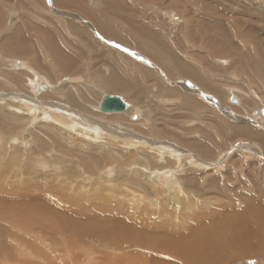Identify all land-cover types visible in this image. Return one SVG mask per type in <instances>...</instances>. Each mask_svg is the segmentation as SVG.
<instances>
[{"label": "rangeland", "instance_id": "obj_1", "mask_svg": "<svg viewBox=\"0 0 264 264\" xmlns=\"http://www.w3.org/2000/svg\"><path fill=\"white\" fill-rule=\"evenodd\" d=\"M123 1L129 2L130 10L128 9L127 15L136 17L135 23L140 26L137 28L153 31L156 36L162 37L166 41L174 38L175 41H169L172 43L180 44L183 40L180 44L183 48L179 47L176 51L164 49L162 56H154L148 48L142 52L111 40L101 39L96 33L95 24L79 13L68 14L66 11L58 9L54 1L53 4L51 0L24 2L27 6L17 10L14 6L17 1L0 0V12L3 17L8 14L11 17L10 21L16 19L20 23L27 24L28 20L42 31L52 32L58 36L61 32L66 33L68 30L66 31L67 28L58 25L54 19L75 23L89 31L93 39L103 41L107 48L113 49V54H120L128 63L133 61L142 64L143 71L148 73V77L146 73L144 74L146 81H143L137 78L129 67H125L123 70L124 62L122 60L117 61V68L122 71L120 75L122 77L129 76L131 82L129 86L137 85V88L132 91L143 95L142 101L145 106H148V111L144 106L135 104L132 99L123 94H113L104 90L97 92L92 105L88 107L93 114L94 118L92 119L97 120L95 126L100 130L116 128L115 123L119 122V120H113L118 118L117 116L99 111L103 96H120L131 107L130 110H133L132 115L139 116L138 120L134 119L132 115L129 118L125 117V122L128 124L124 128L128 132L124 133L122 128L118 130V133L116 131L117 135L129 134L136 145H124L126 144L123 142L126 141L124 138V140L115 139L114 145H112L106 143L103 139L104 136L95 139L93 130L96 128H90L88 131H81L80 127L64 129L49 118H41L40 111L43 112V109L40 105L24 111L23 106L27 104V98L38 100L34 93H42L39 90V85H45V92H52L55 85L48 81L44 73H40L32 67L30 59L21 57L11 59L6 56L3 48H0V87L2 88L0 90V114L2 118L8 116L10 118L8 122L13 121L19 125L16 129H12V127L9 129L0 128V184L2 186L0 191L8 185L16 187L13 184L14 180L10 179L12 176L7 174L3 164L20 173L23 182H25L26 175H35L36 186L48 189L55 205L62 202L60 198L58 201L55 200L54 196L57 195V192H69L66 207H72L69 213L63 217H60V213L55 212L58 219L55 221L57 224L55 223L54 227L59 229L61 226L70 235L58 234L56 230L48 235L38 233L41 244L35 240L36 235H33L32 243L37 246V249L39 247L38 250H41L42 254L30 248L29 252L32 255H43L42 257H44H40L42 259L40 262L36 260V264H78L81 258H87L89 262L87 264L91 263L90 259L100 260L101 264H105L102 258L105 252L110 250L103 246L102 238L107 236L122 239L117 241V248H126L122 249L123 253L121 254L125 264H128L132 258H135L134 264H142V260H147V264H167L160 262V248H165L167 243L179 239H182L183 246H189L191 237H181L186 234L197 235L198 228L192 221L199 224L203 220L200 215L202 211L203 213L212 211L213 216L216 217L219 212H227V210L221 209L222 204L246 208L245 204L236 199L237 194L248 198L247 202L250 205L253 202L250 198L252 196L256 198L257 204L254 206L258 209L247 211L250 212V216L254 217L253 224L257 234L264 236V138L261 143L249 139L245 134H243L244 136L226 138L227 133L224 129L252 127L264 133V79H261L260 65L256 62L257 53L252 49L251 40L237 44L221 39V47L218 51H213L214 47L210 40L205 39L203 42L194 43L186 37L188 36L187 31L183 34V31L186 30L185 24L188 23L198 24L200 29L204 25L217 26L218 24L219 27H223L226 24L225 19H234L236 24H241L240 27L245 30L246 35L254 33L259 38L260 41L253 42V44L264 55V0H213V2L205 0L202 4L211 5L210 8L207 6L209 10H203L201 7L200 13L196 14L190 12L196 3L193 0H165L162 7L165 5V10L168 11L160 9L158 4L153 7L144 5L141 0L142 6L136 0ZM178 9L182 10L178 12ZM185 10L189 12L186 19L178 14ZM115 19L116 16L107 17V20L114 21ZM48 24L57 25L59 30L49 27ZM113 25L115 30L125 31L128 29L127 24L120 26L118 23H113ZM149 25L151 28H147ZM185 34L186 42L183 38ZM32 42L36 51H41V61L49 65V59L41 49L39 42L37 40H32ZM62 50L67 52V47H62ZM173 61L186 65L187 71L182 73L176 70ZM206 62L211 63L205 64ZM88 68L92 69L90 62L84 60L80 74L64 76L61 83L70 80L77 83L81 79H86L89 74ZM191 69L221 92L217 93L205 87L198 79L191 76ZM255 73H257L255 75L257 83H253L252 79H249ZM19 76H23L22 83L26 89H21L19 83L15 82L14 78ZM60 78L62 77L60 76ZM92 79L96 80L97 78L93 76ZM85 83V86H89L91 79L85 80ZM151 89H154L155 92L159 89L164 95L161 94L159 98H155L152 96ZM165 93L174 94L176 97L170 98L165 96ZM186 97L195 100L196 107L189 100H184ZM235 98L239 100L238 105L231 104V99ZM250 101L251 105H249ZM36 109L40 111L35 112ZM14 117L18 119L19 124L17 119L14 120ZM29 117L32 119L29 121L25 119ZM46 123L55 125L60 130L64 129L70 135L64 138H61V135L58 137L50 135L49 137L55 144L47 138L42 140L45 147L49 142L48 145H52V147L47 146L43 153L46 154L53 148V158L47 157L44 165L36 171L32 159L40 149L32 135L38 136L43 132L46 133L44 131L48 129ZM60 123L63 121L61 120ZM23 126L24 128L21 130ZM160 132L163 133L162 137L159 136ZM148 139L154 142V147L149 146ZM224 139L226 143L223 149L215 152L207 150L206 143L208 141L221 142ZM96 145L113 146L112 157L116 162L104 165L105 156L101 152L102 148L95 147ZM190 145H193L194 148ZM174 146L181 148L182 152H176ZM125 147L128 150L133 148L136 151V154L140 156L138 157L139 162L126 165L120 163L119 157L123 154L122 149ZM15 148L23 150L21 157L14 155ZM159 149L164 152L163 158H159ZM199 150L206 152L211 160L203 158V155L198 152ZM210 153L213 155L211 156ZM47 154L49 155V153ZM175 161L185 163L175 170L177 168H173ZM150 163L163 168L164 175L159 178L161 180L160 198H154L150 183L146 184V181L154 179L152 177L154 171H151ZM201 163L209 165L203 167L200 165ZM78 164H82V167H79ZM166 165L169 167L164 168ZM58 167L63 168L62 173L59 169L57 172H53ZM28 170L31 172L29 173ZM169 170L172 178L177 181V187L180 186V194L186 195V197H181L170 191H175V187L170 185L173 183L172 178L168 180V185L164 183L165 178L169 179L167 175ZM37 172L41 173L40 178ZM90 172L93 173V176L97 175L98 179L92 178ZM117 173L120 174L121 180L125 181L122 184L123 187L112 182V179H117ZM195 173L199 175L195 176ZM194 177L200 179L193 181ZM87 179L90 180L87 181ZM109 188L115 194L105 193ZM141 188L145 191H141ZM31 194L33 195L34 192ZM203 199L207 200L202 201ZM13 204L18 206L16 205L17 201ZM29 204H33L32 201ZM39 205L45 212L47 206L42 203ZM166 207L170 211V220L163 216L169 214L164 212ZM25 208L22 212L25 211ZM32 208H36V206ZM0 209H5V207L0 206ZM172 211L175 212V218L171 216ZM105 212L110 218H113L114 222L115 217L130 219L131 224L137 227L134 231L138 236L121 235L116 228L117 224L104 223L102 220L105 217ZM181 213L187 220L178 219ZM233 218L235 217L230 220ZM52 221L54 222V220ZM121 222L123 221L121 220ZM182 222L183 224H178ZM192 230L194 232L191 233ZM108 232H114L116 235H107ZM156 233L164 235L155 238ZM25 235H23L25 239H31ZM173 237L176 238L170 239ZM205 237L206 235L201 236V245ZM25 248L28 249V247ZM244 248L245 246L239 243L237 246L223 249L219 255L221 258L230 259L227 264H264L263 256L248 257L241 253ZM261 249H264V245H261ZM234 252L238 253L237 257H233L232 253ZM34 260L35 258L32 261ZM208 261L218 262L212 259ZM24 262V264L28 263ZM174 264L190 263L178 260Z\"/></svg>", "mask_w": 264, "mask_h": 264}, {"label": "bare ground", "instance_id": "obj_2", "mask_svg": "<svg viewBox=\"0 0 264 264\" xmlns=\"http://www.w3.org/2000/svg\"><path fill=\"white\" fill-rule=\"evenodd\" d=\"M15 1H17V3L14 6L18 10L27 6L24 2L31 3L33 0H15ZM41 1L45 2L47 0H41ZM53 1L58 9L64 10L68 14L72 12L79 13L86 19L90 20L93 24H95L96 33L99 35V37L106 41L111 40L113 42L119 43L120 45L127 46L132 49L134 48L141 50L142 52L146 51L148 48L150 53L154 56H162L164 54L163 53L164 49H170V51H176L179 47L183 48L180 45L181 42H183V40L181 42L178 40L180 44L172 43L173 41H175L173 40L174 38H172L173 41L169 39V41H172L169 42L163 39L162 37L156 36V34L153 31H150L146 28L139 29L140 26H137V23H135L136 17L132 15H127L129 13L128 9L130 10V4L128 1L125 2L123 0H80V1L51 0L52 4ZM136 1L138 2V0ZM193 1H195L196 3L190 12L195 14L200 13L201 7L203 8V10H209L208 7L210 8L211 6V5L208 6L207 3L202 4L205 0H193ZM163 3H165V0L156 1V4L159 5L160 9H162L163 11H168L165 10V5H163L162 7ZM181 10L182 9H178V12ZM11 13L17 15L14 12ZM178 14L182 18L186 19L189 12L185 10L182 13H178ZM108 16L111 17L116 16V19L114 21L107 20ZM9 18L11 17H9L8 14L3 17L2 13L0 12V37L2 38L0 40V48H3L6 56L10 57L11 59L15 57L30 59L32 63V67L35 68V70H37L38 72L44 73L48 81L55 85V88L52 92H47V91L45 92V85H39V90L42 93H38V92L34 93V95H36L35 97H37L38 100L36 101L27 98V104L23 106L24 111L34 109L35 107L40 105L42 106L43 112H41L39 109H36L35 112L39 110L41 114V118L43 119L49 118V120L54 121L58 126L60 125L61 128L77 129L80 127L79 130L81 131L82 130L88 131L90 128L92 129L96 128V130H93V132L95 133L94 134L95 139L96 137H99L98 139H100L103 138L104 136L103 139H105L106 143H111L112 145H114L115 139H121V140L125 139L126 141L123 142L126 144L124 145L127 146L136 145L134 139L131 138L129 134L117 135L118 130L121 128L124 129V133L128 132V130L124 128L128 124L125 122V117L129 118V116L133 114V110H130L131 107L128 104L127 105L129 106V108L126 111L107 113L101 110V103H100L99 111L101 113L104 114L107 113V115L112 114V116L114 115L118 117L113 120L115 121L119 120V122L115 123L116 128H110V129L105 128L103 130L98 129L95 126L97 124L96 122L97 120L92 119L94 117H92L93 114L92 112H90L88 107L92 105L93 100L96 98L97 92L99 90H104L106 92L113 94H123L126 97L132 99L135 104H140L144 106L145 110L148 111V106L147 105L145 106L143 104L144 102L142 101L143 95L140 94L139 92L135 93L134 91H132L133 89L137 88V85L132 84L131 86H129L131 84V82L129 81L130 80L129 76L122 77L120 75L122 71L119 68H117V61L122 60L124 62L122 67L123 70L125 67H129V69L134 72L137 78L146 81V76L148 77V73L143 71V65L133 61L128 63V61L125 58H123V56H121L120 54H113V49L107 48L104 45L103 41H98L93 39L89 31L81 28L75 23L64 21L61 19H54V21L58 23V25L67 28L65 29L66 31L68 30L66 33L61 32L58 36L57 34L52 32L42 31L41 29L37 28L36 25H33V23H31L28 20L26 21L27 24H23L17 21L16 19L14 21H10ZM224 22H226V24L223 27H219L218 24L217 26L214 25L209 26V25H204V23H201L204 25V27L201 26L200 29H199L200 25L198 24L197 25H193L191 23L185 24L186 30L183 31V34L184 32L186 33L187 31L188 36H186L185 34L183 35V38H185L184 36H186L190 38L191 41L194 43L203 42L205 39L210 40L211 44L214 47L213 51H218V49L221 47V39L227 40L228 43L235 42L237 44H241L243 42H247L248 40H251L252 49L257 53L256 62L257 64L260 65L259 71L262 72L261 79H264V55H262L261 54L262 52L258 51L253 44V42H259L260 41L259 38L255 36L254 33H248V35H246L244 33L245 30L240 27L241 24H236L234 19L231 20L225 19ZM113 23H118L120 24V26H124L127 24L128 29L125 31L115 30ZM48 25L49 27H52L55 30H59V27L57 25L54 26L50 24ZM147 28H151V26L149 25L147 26ZM32 33H36V34H32ZM197 36L198 38H196ZM32 40H37L39 42V45L42 47L41 49L44 51L45 55L49 59V63H50L49 65H46L47 63L44 64V61H41L42 58L41 51L40 50L36 51V48L33 47ZM186 41L187 40L185 38V42ZM62 47H67V52H64L62 50ZM84 60L89 61L90 66L92 67V69L88 68L87 71L89 72V74L88 76H86V79H81V81L77 83H73L74 80H70L66 83L62 82L63 83L62 84L61 81L64 78V76H75L80 74L81 67L84 65ZM211 62H206L205 64H209ZM173 66L176 70L182 73L186 72L188 69L186 65L180 64L177 61H173ZM145 73L146 76L144 75ZM190 73L192 77L198 79L205 87H208L209 89L217 93L221 92L216 86L211 85L208 81L201 78L195 70L191 69ZM256 74L257 73L249 77V79H252L253 83H257L255 78ZM60 76L62 78H60ZM93 76L96 77L97 79L93 80L92 79ZM87 79H91V83L89 86H85L86 84L85 80ZM14 80L16 83H19V87L21 89H26V86L22 83L23 76L14 78ZM1 89L2 88L0 87V90ZM151 93L152 96L155 98H159L161 94L164 95V93L159 89H157L156 92L154 91V89H151ZM165 96H168L170 98L176 97V95L169 93H165ZM104 97L105 96H103V98ZM184 100H189L194 107H196L197 105V102L191 98L186 97L184 98ZM231 104L238 105L239 100L237 98L231 99ZM249 105H251V101L249 102ZM1 116L2 115L0 114V128L3 127L9 129L10 127H12V129H16L19 127V125H16L13 121L8 122V120H10L8 116L4 117L5 119L2 118ZM133 118L138 120L139 116L134 115ZM16 119L17 118H15L14 120ZM25 119H28L29 121L32 118L29 117ZM61 120L63 121V123H60ZM21 123L24 124L23 121H21ZM46 127H48V129L44 130L46 131V133L43 132L38 136L32 135L34 137V141L36 142L37 147L40 149L38 152L35 153V156L32 159V161H34L35 164L34 166L36 171L39 167H42V165H44V162H46L47 157H50L51 159L53 158L52 155L53 148H51V150L47 152L49 153V155L47 153L46 154L43 153L44 149L47 146L52 147V145H48L50 143L49 142L48 144H46L45 147L42 140H44V138H47L52 142L53 140L49 137L50 135H55L56 137L61 135L62 136L61 138L70 135L64 129H62L63 130L62 131L56 128L55 125L47 124ZM23 128L24 126L21 127V130ZM224 129L226 130L227 133L226 138L231 136H238V137L244 136L243 134H245L251 140H256L260 143L263 142L264 133L253 129L252 127H247L246 129H242L238 127H229ZM159 136L162 137L163 133L160 132ZM220 138L222 139V137ZM147 143L149 144L150 147H154L153 146L154 142L150 141L149 139ZM225 143H226L225 139L224 141L222 140L221 142L219 141L213 142L212 140H210L206 143V146L209 148V149L207 148V150H210L212 152L219 151L224 148ZM53 144H55V142ZM95 147H98L100 149L102 148L101 152L103 156H105L104 165L116 162V160L112 157L114 153L113 152L114 148H112L113 146L103 147L96 145ZM190 147L194 148L193 145H190ZM204 148H205V144H204ZM174 150L176 152H182V149L178 148V146H174ZM122 151L123 154L119 157V161L122 165L135 163L136 161L139 162L138 157L140 156L136 154V151L133 148L131 150H128L127 147H125L124 149H122ZM159 151H160L159 158L160 157L163 158L164 152L160 149ZM13 152L14 155L19 157L23 155V150L18 148H15ZM198 152L203 155V158L211 160L210 156H208L206 152L204 153L202 150H199ZM210 154L211 156L213 155L212 153ZM184 163L175 161L173 168L177 167L175 168L176 170L180 166L184 165ZM144 165H145V161H144ZM200 165H202L203 167H208L209 164L201 163ZM2 166L4 167V169H6L7 174L12 176V178L10 179H12V181L14 180L13 184L16 185V187L18 188L13 187L12 185H8L7 187L2 188V190L0 191V206L5 207V209H0V264H24L25 263L24 261H27L28 262L27 264H36L37 263L36 260L37 261L39 260L38 262H40V260L42 261L40 257H42L43 255H32L29 252V248H30L32 250H35V252L42 254L41 250H38L39 247L37 249V246L32 243V241L34 240L33 235H36L35 240L39 241L40 244H41V240L39 238L40 234L38 233H41V235L42 233L48 235V234H52V232L56 230V233L58 234L70 235L61 226H59L60 227L59 229H56L58 227H54L55 223L57 224V222L55 221L58 219L55 212L60 213V217H63L66 216L72 208V207H66L68 203L67 195L69 192H57V195L54 196L55 200L58 201V199L60 198L62 202L61 204L55 205V201L52 200L51 198L50 191L48 189L38 188L37 187L38 185L36 186L35 175L33 176L30 174L26 175L25 182H23V178L20 177V173L13 171L8 165L2 164ZM78 166L82 167V164H78ZM149 167H151V171H154L152 175L154 179L149 182L146 181V184L150 183L151 189L154 194V198H160L159 189L161 186V180L159 178H162V176L164 175V172H162L163 168H160L159 165L158 166L151 165V163ZM165 167H169V166L166 165L164 166V168ZM58 169L61 171L60 173L63 172L62 167L55 168L53 172L54 173L57 172ZM28 172L30 173L31 171L28 170ZM168 172L169 173L167 175L169 179L165 178L164 181V183L167 185L169 184L168 180L172 178V174L170 170ZM90 173L92 178L98 179L97 175H94L97 176L94 177L93 173L92 172ZM37 174L40 178L41 173L37 172ZM117 174H118L117 179L116 180L112 179V182L114 184H117L119 187H123L122 184H124L125 181L121 180L119 173ZM197 175L199 174L195 173V176ZM90 179H87V181H89ZM199 179H200L199 177L192 178L193 181H198ZM31 180L34 181L32 182ZM171 180L173 181V183H171L170 185L175 187L174 188L175 191L174 192L172 190L170 191L181 197H186V195L183 196V194H180V186L177 187L176 179L172 178ZM0 187H2L1 184ZM141 191H145V190L141 188ZM32 192H34L33 195L31 194ZM105 193L115 194V192L110 188ZM236 199L240 200L241 203L245 204L247 207L246 208L244 206L236 207L231 204L229 205L222 204L221 209L227 210L228 213L227 212L224 213L222 211L219 212L216 215V217L213 216L212 211H208L206 213H203L202 211L200 215L203 218V220L199 224H195L196 222L194 220L192 221L194 226L198 228V230H196L197 235L186 234L181 237V238H185L188 236L191 237L189 246L187 247L183 246L182 239H179L171 243H167L168 244L167 247L160 248V259H161L160 262L167 264H174L178 260H185L190 264H218V263L227 264L230 261V259L221 258V255H219L220 252L227 247L237 246L239 243L245 246V248L242 250L241 253L247 255L248 257H256V256L264 257V249H261V245H264V236L257 234L256 227L253 224L254 217L250 216V212L247 211L249 209L251 210L258 209V207L254 206L257 204L256 198L254 196L250 198L251 201H253L251 205L247 202L249 199L246 198L244 195L237 194ZM204 200L207 199H203L202 201ZM15 201H17L16 204L18 205L17 207L14 206L13 204ZM31 201L33 204H29L31 203ZM40 203L47 206L45 212L42 211L39 205ZM202 205L205 206L204 204ZM33 206H36V208H32ZM24 208L25 211L22 212ZM165 209L164 212H167L169 214L168 216L165 214L163 216L165 219L168 220L170 211L167 210L168 207H166ZM171 216L174 218L176 217L174 211L171 212ZM232 217L235 218L230 220V218ZM115 218L116 219L114 222L113 218H110V216L105 212V217L102 221L104 223L110 222L117 224L116 228L120 231L121 235L138 236L135 234L134 231V229L137 227H134V225L131 224L130 219H126L122 217H115ZM178 219L182 221L187 220L186 217L182 215V213L179 214ZM52 220H54V222ZM121 220L126 224L121 222ZM178 224H183V222ZM210 227L213 228L210 231H207V229H209ZM192 232H194V230H192L191 233ZM24 234H26L31 239L29 240L25 239V237L23 236ZM156 234H155V238H159L161 237L160 235H164L163 233L160 234L156 233ZM107 235H116V234L114 232H108ZM202 235H206V237L203 239V244L201 245ZM174 238L176 237L170 239H174ZM118 240H122V239L111 238L110 236L102 238L103 246H106L107 249L110 250L108 252H105L104 257L102 258L105 261V264H125L122 260L121 254L123 253L122 249H126V248L122 247L118 249L117 248ZM65 244L67 245V243ZM25 247H28V249ZM232 254L233 257L238 256V253L236 252ZM34 258L35 260L32 261ZM209 259H212L213 261L216 260L218 262H210L208 261ZM90 260H91L90 264H101L100 260H96V261H94L93 259ZM134 261L135 258H132L130 261H128V264H134ZM87 263H89L87 258H81L78 264H87ZM147 263H148L147 260H142V264H147Z\"/></svg>", "mask_w": 264, "mask_h": 264}, {"label": "water", "instance_id": "obj_3", "mask_svg": "<svg viewBox=\"0 0 264 264\" xmlns=\"http://www.w3.org/2000/svg\"><path fill=\"white\" fill-rule=\"evenodd\" d=\"M129 106L118 96L106 95L101 102V110L107 113L123 112Z\"/></svg>", "mask_w": 264, "mask_h": 264}, {"label": "crops", "instance_id": "obj_4", "mask_svg": "<svg viewBox=\"0 0 264 264\" xmlns=\"http://www.w3.org/2000/svg\"><path fill=\"white\" fill-rule=\"evenodd\" d=\"M156 1L157 0H141L142 4L147 5L149 7L155 6ZM138 3H139L140 6H142L141 3H140V0H138ZM150 9H155V8H150Z\"/></svg>", "mask_w": 264, "mask_h": 264}]
</instances>
